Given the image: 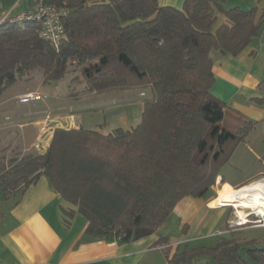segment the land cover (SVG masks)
Here are the masks:
<instances>
[{"label":"trees","instance_id":"obj_1","mask_svg":"<svg viewBox=\"0 0 264 264\" xmlns=\"http://www.w3.org/2000/svg\"><path fill=\"white\" fill-rule=\"evenodd\" d=\"M226 1L184 0L174 8L159 0H47L68 12L58 44L41 37L38 22L1 23L0 99L34 72L48 84L79 72L74 80L88 93L153 95L131 130L55 129L47 151L0 166L2 192L25 191L47 177L75 207L65 212L67 221L76 213L88 220L85 238L126 243L155 234L183 199L209 194L256 126L243 119L235 132L227 130V105L211 93V52L236 57L262 27L255 8L227 9ZM218 14L229 25L215 28ZM258 91L264 94V79ZM253 101L264 106V97ZM257 244L232 238L172 256L166 251V263L264 264Z\"/></svg>","mask_w":264,"mask_h":264},{"label":"crops","instance_id":"obj_2","mask_svg":"<svg viewBox=\"0 0 264 264\" xmlns=\"http://www.w3.org/2000/svg\"><path fill=\"white\" fill-rule=\"evenodd\" d=\"M183 2L184 0H159L158 4L162 7L181 8ZM226 2L227 9L238 7L248 12L255 8L256 21L261 22L262 27L259 36L253 38L247 49L236 57L225 56L217 50L211 52L216 80L211 93L222 100L227 108H232L242 117L255 122V128L264 126V106L255 104L253 101L264 97V94L258 91V86L264 79V0H227ZM32 7L33 0H0V22L6 15L16 18ZM223 25H229V20L224 15L218 14L215 28L218 29ZM9 90L0 99V113L24 107L16 103V98L29 92H36L27 88L8 94ZM86 105L91 104L84 106ZM55 111L58 110L50 108L36 113H16L10 117L14 120L12 124L21 130L20 139L23 148L29 149L35 143L38 130L45 120L51 121L52 124L58 122L54 126L55 129L72 130V128L83 127L80 124L78 127L74 123L77 119L75 115L61 118L54 115ZM233 117L234 115L228 113L227 109L225 121H232ZM6 118L9 116L6 115L3 121L0 119V122L6 123ZM63 120L68 124L67 127L62 125ZM128 121V118L123 116L116 122L119 128L131 130L134 127ZM3 126L6 128V124ZM98 130L104 135L112 132L108 127ZM244 143L245 148L252 152L253 156L260 157L250 143ZM21 149L14 159L2 155L0 166H7L12 160L24 156L26 152H21ZM29 154H38V151L32 150ZM263 176L264 171L260 170L248 179L249 183L232 180L228 182L221 172L216 183L239 189L256 182L251 179L263 178ZM184 203L185 199L176 206L171 216L178 211L180 214L187 212L188 206ZM209 203L210 201L206 202L204 209L210 212L219 210L210 207ZM72 209L75 207L65 202L53 190L47 177H42L25 191L18 190L6 194L0 188V264H162V262L167 264L166 251H169L172 256L178 250H183L180 247L188 246V237L183 240L179 238L178 242H175L164 233L166 223L152 236L136 242L126 243L121 239L88 240L85 238V233L89 223L83 215L76 213L70 222L67 221L64 214ZM224 214V211H221L212 218L211 222H214V226L223 219ZM199 224L201 226V223ZM192 228L191 226L184 232L189 233L188 230L191 231ZM163 240L165 243L159 244ZM189 249L192 248L189 247Z\"/></svg>","mask_w":264,"mask_h":264},{"label":"rangeland","instance_id":"obj_3","mask_svg":"<svg viewBox=\"0 0 264 264\" xmlns=\"http://www.w3.org/2000/svg\"><path fill=\"white\" fill-rule=\"evenodd\" d=\"M78 76L80 77L79 72L69 73L63 80L48 84L44 82L40 72L31 73L30 76L18 81L13 87H10L7 93L10 94L18 90L29 88L31 90H36V92L29 93H38L42 91L50 96V100H44V102L33 104L30 108L24 106L14 111L1 112V121L4 120L6 115L10 118L16 115V113H36L41 110L45 111V109L52 108L58 110L55 111L54 115H58L61 118L75 115L77 119L74 123L77 124L78 127L80 124L87 130H98L99 128L108 127L113 131L119 128L116 121L123 116L128 118V122L134 128L141 123L143 104L146 100L153 98L152 92L149 89H137L135 91L123 92H121V90H109L104 93H88L85 90V85L82 83V80H74ZM140 93H145V95L142 96ZM138 94L142 97L136 96ZM103 100L106 101L101 103L97 102ZM85 104L91 105L84 106ZM228 113L234 115L232 121H225L226 129L229 131L235 132L238 128V124L242 122L243 119L250 120L246 117H242L241 114L236 113L232 108H228ZM5 122L6 123L0 122V157L6 155L14 159V157L18 155L20 148H22L21 152H24L26 149L22 147L20 128L12 124L14 120L10 118V120ZM3 124H6V128H3ZM56 124H58V122H54L51 125L54 127ZM62 125L65 127L68 126L64 120ZM38 132H40V128ZM35 133L37 132L35 131ZM37 134L39 135V133ZM245 142L250 143L260 157L253 156V153L245 148V143H240L232 155L229 164L221 169L222 174L225 176V180L228 182L232 180L241 182L246 181V183H249L248 179L251 176H255L260 170L264 171V126L254 128ZM27 153L29 152H26V154ZM251 180H264V177H255V179ZM221 186L222 183H216L212 191L204 197L185 198L184 205L188 206L187 212L180 214L178 211L170 216V219L166 222L164 227V233L175 242H178L177 240H179V238L183 240L185 237H188V246L180 247L182 249L189 247L192 249L197 247H216L219 245L220 241L231 240L232 238L238 239L241 242L255 240L258 243L257 246L264 249V222L259 223L256 216L253 215L251 218H247L253 221V223H249L248 221L247 224L243 226H237L235 223L239 221V216L237 214V209L233 208V206L217 208L219 210L213 212L204 209L206 202L216 197L217 191ZM221 211H224V217L214 226V222H211V220ZM199 223H201V226ZM191 226L193 230H188L189 233L184 232V230ZM162 264L164 263L162 262ZM197 264H206V261L199 260Z\"/></svg>","mask_w":264,"mask_h":264},{"label":"built area","instance_id":"obj_4","mask_svg":"<svg viewBox=\"0 0 264 264\" xmlns=\"http://www.w3.org/2000/svg\"><path fill=\"white\" fill-rule=\"evenodd\" d=\"M68 14L65 9L57 8V6H53L47 3V0H33V7L22 13L19 17L11 18L6 15L4 19L0 22L11 20V22H38L42 24V32L41 37L52 44H58L62 38L64 37V26H63V18ZM144 96L145 94H141ZM50 96L44 93H27L16 98V103L20 106H26L28 108L31 105L44 102L50 100ZM10 120V118H6V121ZM51 121L45 120L40 126V132L38 137H36V142L24 152H29L32 150L38 151V153H43L52 140L55 127H53ZM256 216L259 220V223L264 222V217L259 218L257 215L250 213L246 216V221L249 223H253V221L248 220L247 218H251V216ZM240 220V217H238ZM256 223V222H255ZM237 226H243L240 221L235 223ZM245 225V224H244ZM232 226V225H231Z\"/></svg>","mask_w":264,"mask_h":264},{"label":"bare ground","instance_id":"obj_5","mask_svg":"<svg viewBox=\"0 0 264 264\" xmlns=\"http://www.w3.org/2000/svg\"><path fill=\"white\" fill-rule=\"evenodd\" d=\"M209 206L216 209L233 206L238 211L242 225L247 224L248 221L245 219L250 211L262 218L264 217V180L253 182L242 189H233L227 184L222 185Z\"/></svg>","mask_w":264,"mask_h":264}]
</instances>
